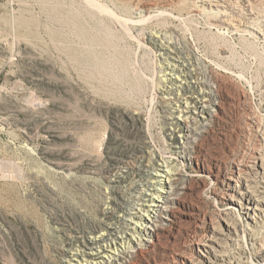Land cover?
Here are the masks:
<instances>
[{"label": "rangeland", "instance_id": "rangeland-1", "mask_svg": "<svg viewBox=\"0 0 264 264\" xmlns=\"http://www.w3.org/2000/svg\"><path fill=\"white\" fill-rule=\"evenodd\" d=\"M198 1L0 0V264H67L86 230L125 229L103 210L138 200L143 161L193 174L170 135L153 33L169 37L198 76L225 85L220 115L199 140L200 162L218 178L235 161L254 168L253 151L264 152V38L241 0H232L239 14L221 22ZM253 1L264 11V0ZM210 177H192L173 232L134 264L199 257L189 248L194 234L208 218L219 224L207 182L218 194L226 187ZM252 244L241 237V258L264 264Z\"/></svg>", "mask_w": 264, "mask_h": 264}, {"label": "bare ground", "instance_id": "bare-ground-1", "mask_svg": "<svg viewBox=\"0 0 264 264\" xmlns=\"http://www.w3.org/2000/svg\"><path fill=\"white\" fill-rule=\"evenodd\" d=\"M232 2L199 0L196 5L197 8L214 9L221 22L227 15L239 14L241 9L236 10ZM255 5L253 0H241L243 14L259 24L257 28L251 27L252 31L264 38V11H257ZM162 34L150 35L165 64L160 93L166 94L170 103L168 119L174 125L170 135L177 136L176 147L193 168V174L177 166H167L160 158L155 166L143 161L141 167L145 181L136 186L138 200L126 208L122 206L123 209L107 205L103 210L106 216L121 221L125 229L118 230L112 223H106L86 230L79 236L77 247L69 250L67 264H134L140 260L175 228L174 214L178 209L175 205H179V195L187 192L194 176L202 183L214 176L216 183L226 185L218 194L219 188L213 186L214 181L207 182V187L216 196L214 206L219 224L208 218L205 230L196 232L189 243V248L199 257L184 252L178 256L177 264H246L241 258L242 247L239 245V240L245 236L253 241L256 251L264 249L261 232L264 228V152L256 148L253 151L250 162L254 168L249 164L243 168L239 161H235L231 173L222 178L200 162L204 155L199 149V140L205 136L206 122L220 115L221 89L225 91V85L208 74L198 76L197 65L186 60L181 49ZM256 123L252 122L251 127L257 128Z\"/></svg>", "mask_w": 264, "mask_h": 264}, {"label": "built area", "instance_id": "built-area-1", "mask_svg": "<svg viewBox=\"0 0 264 264\" xmlns=\"http://www.w3.org/2000/svg\"><path fill=\"white\" fill-rule=\"evenodd\" d=\"M0 175H1V156H0Z\"/></svg>", "mask_w": 264, "mask_h": 264}]
</instances>
